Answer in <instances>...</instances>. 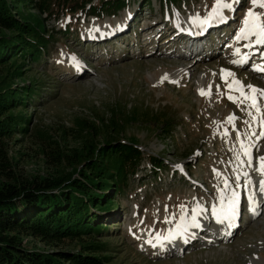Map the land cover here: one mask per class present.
I'll list each match as a JSON object with an SVG mask.
<instances>
[{
    "label": "rangeland",
    "instance_id": "rangeland-1",
    "mask_svg": "<svg viewBox=\"0 0 264 264\" xmlns=\"http://www.w3.org/2000/svg\"><path fill=\"white\" fill-rule=\"evenodd\" d=\"M159 1L151 0L153 7L150 11L141 8L138 0H130L129 6L113 15L91 17L79 13L70 17L63 15L59 20L54 18L44 20L47 15L43 16L42 20L48 33L54 35L56 40L50 41L48 53L42 54L40 61L33 65L35 73L31 76L36 80L43 78L44 89L33 101L35 103L31 102L28 106L29 113H32L29 132L16 137L7 147L10 169L19 177L15 184L39 182L43 178L60 176H64L65 180L77 177L76 172L82 170L85 165H75L76 167L72 168L58 164L51 158L50 148L51 146L57 148L54 144H60L66 153L74 150L88 157L89 151L86 148L91 144L90 139L88 135L78 137L83 120H93L101 113L100 117L110 121L111 109L115 107L144 114L150 112L155 117L157 114L160 117L157 124L155 117L143 118L142 115L140 118L131 119L130 122L133 123L126 124L123 131L110 136V139L120 140V143H125L122 142L124 140L131 141L144 157L125 191L118 195L114 189L108 191L112 199L116 198L113 200L116 206L111 204V209L102 213L93 208L91 210V213L104 217L99 222L109 228L108 231L98 234V239L109 244L105 250L113 252L109 255L113 264H251V258L264 264L262 224L264 218L259 220L261 226L257 223L248 226L243 230L240 240L237 239L234 243L232 241L231 245L222 243L214 248L204 244L205 248L201 252L196 248L193 251L196 253L189 251L183 256L171 258H157V252L154 253L157 246L150 248L151 254L147 250L143 251L141 236L144 234L139 233H147L153 229L159 233L165 231L162 238L151 240L152 243L156 240L162 244L168 234H174V230L170 231L174 225H178L182 231L191 229L182 224L183 217L193 208V203L204 202L203 205L200 204L201 209L207 208V212H210L207 217L212 216L211 203L217 198V192L221 191L223 185H228L231 178L236 179L235 174L241 170L232 164L231 158L237 150L234 144L241 140L254 139L252 144L256 145L259 139L264 138L260 134L253 135L256 127L262 131L260 118L264 115V106L259 113L249 108L247 112L251 111L250 116L245 112V105L233 103L228 99L227 84L221 78L222 70H227L234 73L235 78L244 85H253L263 90L264 83L257 78L256 73L253 75L252 71L253 68L262 65L260 58L256 60L258 56L247 55L245 65L233 63L239 61L241 56L239 60L228 59L232 55L225 57L228 52L227 44L224 45L227 40L224 42V39L227 37L230 40L227 42L228 45L235 40L243 27L248 10L253 8L251 0H227L232 3V9L225 11L229 18L217 24L223 25L226 31L221 34L219 40L223 46L217 53L199 61L187 60L184 58L187 51L185 55H181L182 51L177 50L181 48L182 42L188 38L192 40L193 35L185 37L187 34L182 35L179 32L175 38L177 34L172 32L180 21L168 20L166 12L174 7L170 0L162 2L161 8L163 7L162 22L166 23L171 31H166L161 36V33L155 30L152 42L144 43L148 42L146 39L143 40L146 37L143 33L145 27L153 25V21L160 19L158 12H155L159 7ZM215 3L216 0H182L175 4L182 12L176 18L214 24L219 19L212 17ZM136 10H139L136 18L138 26L132 24V21L135 23L134 20H130V14L134 15ZM253 10L264 11L258 7ZM150 15L152 18H149ZM187 26L189 27L187 32L194 31V25L188 22ZM215 26L204 28V31ZM97 29L111 32L105 37H102V34L99 36L92 34ZM136 34H142L140 41L137 42L139 47H136L137 44L129 43L138 39ZM158 34L161 38L157 43ZM173 39L174 43L171 42ZM169 40L171 44L163 45V41ZM239 41L236 39L234 42L236 44ZM245 42L240 44L242 45L240 51L245 52L248 47L249 41L247 45ZM255 49L256 47L252 45L249 51ZM238 53L239 51L236 54ZM79 58L85 59L88 66L76 70L77 73L82 71V75L70 74L77 65L81 68ZM196 62L208 66L202 71L194 72L191 81L166 80L165 83L159 80L161 74L181 76L182 69L189 68ZM205 73L208 78L210 77L207 85L211 86V95L201 96L199 85L203 82ZM231 80L232 77H229L228 82ZM19 84L22 86L23 82ZM164 113L170 118V123L166 126L162 125L163 121H166V118H161ZM230 116L235 117L233 123L228 122ZM253 116L256 117L255 120ZM170 136H173V141ZM94 142L96 146L105 143V139L99 138ZM262 150L259 152L260 157L264 156V147ZM93 156L90 155V158ZM252 160V164L255 165V159ZM193 167L195 171L191 173ZM155 169H158V172ZM218 177L220 178L217 179ZM253 178L254 176L252 180ZM221 182L222 185L219 184ZM4 183H7L6 179L1 177L0 187ZM102 189L100 187V190ZM100 190L95 192L101 193ZM213 204L215 206V202ZM89 206L92 207L88 204L87 209ZM156 220L160 223L154 225ZM212 230L209 227L208 233ZM197 237L199 239L201 234ZM20 239L23 249H32L35 246L40 251L54 254L63 251L81 254L79 250L83 245L80 242L81 237L70 242L69 240L57 242L54 245H49L50 243L47 244V241L38 237L21 236ZM87 240L89 238L84 236L83 242ZM194 241L192 237L193 244L198 242ZM183 244L187 243L181 242L180 245ZM165 248L175 249L168 245H165Z\"/></svg>",
    "mask_w": 264,
    "mask_h": 264
},
{
    "label": "trees",
    "instance_id": "trees-1",
    "mask_svg": "<svg viewBox=\"0 0 264 264\" xmlns=\"http://www.w3.org/2000/svg\"><path fill=\"white\" fill-rule=\"evenodd\" d=\"M138 1L140 5H151V0ZM129 5L130 0H0V178L7 182L0 187V264H113L109 256L113 252L105 250L109 244L98 239V234L109 228L99 222L104 217L91 210L102 213L110 210L111 204L116 206V198L112 199L108 191L114 189L116 195L125 191L144 157L131 141L120 143L110 136L133 123L131 119L153 115L115 107L110 121L100 117L101 113L93 120H83L78 137L88 135V157L74 150L66 153L60 144L50 148L51 158L58 164L72 168L85 165L76 172L77 177L68 180L60 176L15 184L19 177L10 169L7 147L16 137L28 134L32 118L28 106L43 93V78L31 76L35 73L33 65L48 53L50 41L56 40L48 33L43 16L47 15L44 20L79 13L102 17ZM155 115L157 124L160 117ZM161 118H166L162 125H169L170 118L165 113ZM99 138H104L105 143L95 146ZM170 138L173 141V136ZM88 204L92 206L89 209ZM21 236L38 237L49 245L81 237L83 245L81 254L46 253L35 246L23 249ZM84 236L89 240L83 242Z\"/></svg>",
    "mask_w": 264,
    "mask_h": 264
},
{
    "label": "snow or ice",
    "instance_id": "snow-or-ice-1",
    "mask_svg": "<svg viewBox=\"0 0 264 264\" xmlns=\"http://www.w3.org/2000/svg\"><path fill=\"white\" fill-rule=\"evenodd\" d=\"M253 5L252 9H249L246 18L243 21V27L239 30V34L237 35L236 39L239 40H250L252 37H255V43L259 45H264V11H254L253 9L259 8L264 9V0H251ZM223 9H232V3L227 2V0H216L214 9L212 11V17L223 19ZM207 21H205L206 23ZM75 59V58H73ZM244 61H233V63H243ZM255 70L257 71H264V67H257ZM232 77L231 82H228V78ZM221 78L227 84V97L233 103L243 104L245 105V110L247 111L249 108L254 109L256 112H261L262 105L260 103L261 100H264V90L257 89L253 85H244L238 79H235V74L227 71L222 70ZM167 79V77H164ZM201 95H211V86H209L208 91L201 89ZM250 116L252 115L251 112L248 113ZM256 117L253 116V120ZM235 120L234 116H230L228 118L229 123H233ZM260 124L262 131L260 133L261 137H264V115L260 118ZM255 135V133H253ZM252 145H242L243 154L248 158L247 164L248 167L251 168L252 164V153H251ZM258 167L255 169L262 177H264V156L258 157ZM243 175L247 178L248 173L244 172ZM239 179V177H237ZM252 182L250 178L248 179V184L250 185ZM260 192L264 193V179L261 180L260 183ZM250 204L253 206L252 210L255 213V205L256 200L254 196L249 197ZM238 215V202L236 198V193L232 194V199L230 204L227 208H222L220 212L217 214L218 219L222 217L221 222L223 220H234ZM193 227H200L199 223L196 222L195 217H193ZM157 239H160L157 237ZM165 239H175L174 235H170L165 237ZM149 244L152 243L151 240L147 241ZM155 246V245H154Z\"/></svg>",
    "mask_w": 264,
    "mask_h": 264
},
{
    "label": "bare ground",
    "instance_id": "bare-ground-1",
    "mask_svg": "<svg viewBox=\"0 0 264 264\" xmlns=\"http://www.w3.org/2000/svg\"><path fill=\"white\" fill-rule=\"evenodd\" d=\"M225 11H226V9H224V10H222V12H223V19H226V18H228V15H227V13H225ZM223 19H218L214 24H212V25H217V24H219L218 22H220L221 20H223ZM187 22H189V24H191L192 26L194 25V32H197L198 30L200 31V30H202V29H204L205 28V22H203L204 24H202L201 22H199L198 23V20H196V21H193V19H191L190 21H187ZM153 29V27L152 28H149V29H147V30H145V31H143V33L145 34V33H148V31H151ZM110 32L111 31H109V30H99V29H97V31H95V33L94 32H92V34H94V35H97V36H99V34L101 35L102 34V37H105V35L106 34H110ZM103 33H105V34H103ZM153 33H155V30H153L152 31V36H153ZM89 34H91V32L89 33ZM88 34V35H89ZM181 34H182V32H181ZM92 36V35H91ZM152 36L147 40L148 42H147V44L149 43H151L152 42ZM252 38H255V37H252ZM250 39V40H247V41H249V45H248V47H246V49H245V52L244 51H240L239 50V48H231L230 49V52L231 53H234V54H236L238 51H239V54H241V55H238V56H241V60H245V58H247V55L248 56H257V54L258 53H260L262 50H260L259 52L257 51V49H255V50H252V51H249L250 49H251V47H252V45L254 46V44H255V42L254 43H252V40L253 39ZM168 39V38H167ZM22 40V39H21ZM104 40H105V38H104ZM240 41H245V40H240ZM246 41V42H247ZM171 42H173L174 43V40H171ZM156 43V42H155ZM241 43H243V42H241ZM168 44H171L170 43V40L169 41H163V45H168ZM160 45V43L159 44H157V46H159ZM240 45V44H239ZM258 45V44H257ZM229 46H230V44H229ZM262 46H264V45H261V47ZM163 47V46H162ZM237 47H239V46H237ZM180 48V47H179ZM258 52V53H257ZM181 53V52H180ZM186 53V52H185ZM245 53H248V54H245ZM231 55H233V54H230V55H228V57L229 56H231ZM237 56V57H238ZM232 57V56H231ZM252 58V57H251ZM186 59V58H185ZM240 60V61H241ZM165 61V60H164ZM199 61V60H198ZM168 62V61H167ZM173 63V62H172ZM191 64V63H190ZM236 64V63H235ZM240 63H237V65H239ZM156 65V64H155ZM208 65H203V64H201V63H199V62H196V63H194V64H192V65H190V67L189 68H185V69H182L181 70V76H175V77H173L174 75L173 74H161L160 75V78H159V80H161L162 82H165L166 80L167 81H174V82H179V81H181V80H183V81H186V82H188L192 77H193V75H194V72H197V70H204L206 67H207ZM192 68H193V71H192ZM79 69H81L80 68V66L79 65H77V67H76V69L75 70H79ZM191 70V71H190ZM176 75V74H175ZM215 75V74H214ZM164 77H167V79H164ZM194 77H196V76H194ZM158 78V77H157ZM210 78V77H209ZM208 78V75H207V73H205L204 74V76H203V82L199 85V88H200V90L201 89H203V90H205L206 92L208 91V88H209V86L207 85L208 83H207V80L209 79ZM214 78V77H213ZM231 79V78H230ZM235 79H237V78H235ZM158 80V81H159ZM212 80V79H211ZM210 80V81H211ZM191 81V80H190ZM210 81H209V83H210ZM155 82V81H154ZM173 82V83H174ZM166 83V82H165ZM212 83V82H211ZM160 84V83H159ZM196 85V84H195ZM193 87V86H192ZM201 95V94H200ZM201 96H204V95H201ZM231 107V106H230ZM233 107V106H232ZM236 107V106H235ZM238 109V108H237ZM236 110V109H235ZM244 110V109H243ZM250 110V109H249ZM241 112V111H240ZM245 112H247V111H245ZM251 112V111H250ZM247 113H249V112H247ZM242 115V114H241ZM244 115V114H243ZM245 116V115H244ZM255 124H256V122H254ZM241 126V125H240ZM243 128V127H242ZM257 128V127H256ZM244 130V129H243ZM232 131V130H231ZM234 131V130H233ZM254 140V139H253ZM253 140H250V139H247L246 140V142H245V140L243 141V143H241L240 144V148H239V150H238V153H234V155H233V157L231 158L232 160H233V162H232V164H234L235 165V168H237V169H243V171H244V169H247V171H245V172H247L248 173V177H252V176H256V175H260V173H258L255 169L259 166L258 165V160H257V158L258 157H260L259 155L260 154H257L256 152H252L253 153V159H255V161H256V163H255V165H253L251 168H249L248 167V164H247V157L243 154V150H242V145H252V147H251V149H253ZM260 144H264V140H262V141H259V143H257V145H256V147H258V145H260ZM234 145H236V147L238 146V143L236 144H234ZM235 148V147H234ZM263 151V150H262ZM231 156V154L229 155V157ZM257 164V165H256ZM237 171V170H236ZM240 171V170H239ZM220 177H218L217 179H219ZM246 177L245 176H243V180L245 179ZM222 179V178H221ZM256 178H253V182H256V183H261V180L262 179H264V177H262L261 175H260V180H255ZM231 180H232V178H231ZM223 181V180H222ZM260 181V182H259ZM229 183V182H228ZM220 185H222V182L221 183H219ZM255 184V183H254ZM219 194H220V199H219V201L220 200H222L223 199V207H221V209L222 208H227L228 206H229V204H230V201H231V199H232V194L233 193H230L229 192V188H228V186H226V187H223L222 189H221V191L219 192ZM200 206H202V205H200ZM216 206V205H215ZM215 206L211 209V212H212V216H217V214L220 212V210L221 209H219L220 207H218V206H216V208H215ZM201 207H195V206H193V208L192 209H190V211L187 213V214H185V216L183 217V223L184 224H182V226H185V225H187V227H189V228H191V229H189V230H187V231H184L185 229H183V231H182V228H180V227H178V225H174L173 226V228H171L170 229V231H173L174 233H177V231L179 230V232L178 233H180L181 235H182V237H181V242H183V243H188V242H191V238L192 237H194V239H195V241L194 242H196V240L197 241H201V242H203V243H206L205 241H212V239L211 238H209L210 237V235H211V233H208L207 235H208V237H207V235H203V234H201V237H199V239H198V233H197V229H198V227H194V228H192L193 226V217H195V220H196V222L197 223H201V222H206L207 221V216H209L208 214L210 213V212H204V210L203 209H201ZM218 218V217H217ZM213 219H215V217L213 218ZM198 220V221H197ZM221 220H222V217H221V219H219V221H218V226L216 227L215 226V228H217V229H220V230H222V231H224V234L225 235H227V234H229V229H231V227L232 226H234L235 224H236V221H234V220H231V223H227V220H223V222H221ZM261 220V219H260ZM256 224V223H255ZM257 224H259L260 226H261V222H257ZM263 225H264V223H262ZM258 225V226H259ZM176 228H178V229H176ZM210 228H212V225L210 226ZM260 228V227H259ZM211 231V230H210ZM207 232H209V231H207ZM252 232V231H251ZM261 233V232H260ZM170 235H172V234H168V236H170ZM220 236H221V234H220ZM220 236H218L217 238H219ZM249 236H251V235H249ZM257 236H259V235H257ZM254 237V236H253ZM256 238V237H255ZM261 238V237H260ZM168 239H165V240H163V243L162 244H164L166 241H167ZM214 241H217L216 239H213ZM240 240V239H239ZM252 241V240H251ZM208 244H209V242H207ZM215 244H217L216 242H214V245ZM169 246V245H168ZM260 246V245H259ZM169 247H174V246H169ZM257 247V246H256ZM214 248H215V246H214ZM145 249V248H144ZM196 249V248H195ZM195 249H193V251L195 250ZM245 252V251H244ZM214 261V260H213ZM203 263V262H202ZM251 264H257V262L256 261H254V262H252Z\"/></svg>",
    "mask_w": 264,
    "mask_h": 264
}]
</instances>
